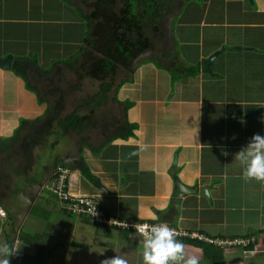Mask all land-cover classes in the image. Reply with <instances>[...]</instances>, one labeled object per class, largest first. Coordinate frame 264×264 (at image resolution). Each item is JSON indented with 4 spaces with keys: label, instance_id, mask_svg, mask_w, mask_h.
I'll return each instance as SVG.
<instances>
[{
    "label": "crops",
    "instance_id": "0c3cea01",
    "mask_svg": "<svg viewBox=\"0 0 264 264\" xmlns=\"http://www.w3.org/2000/svg\"><path fill=\"white\" fill-rule=\"evenodd\" d=\"M116 1L111 11H117ZM174 16L171 38L176 43L177 59L188 66L198 65L199 73L192 77L177 74L172 81L166 66L158 68L149 60L132 69L128 64L125 69L131 70V76L125 80L131 78V82L120 84L122 81L112 90L118 103L131 104L124 119L136 128L128 139L105 145L97 157H92L90 149L85 148L82 158L95 181L88 183L69 171L67 194L92 199L117 222L150 226L167 223L177 234L188 237L222 242L248 237L261 243L264 185L241 179L242 169L234 161V154L254 134L264 135V0H187L179 5ZM87 31L86 21L75 7L63 0H0V58L37 56L28 75L30 90L11 70L0 68V139L12 137L20 120L31 122L42 116L45 104H38L37 95L47 103L57 100L58 90L50 88L43 93L36 88L40 80L44 81L42 84L50 80L52 71L53 79L62 71L59 79L63 99L70 97V90L79 92L81 80L76 86L69 83L71 89L65 91L69 79L63 73L72 69L79 72L81 58L89 51ZM216 52L220 53L211 73H203L201 63ZM74 56L77 62L66 64ZM258 109L263 111L249 117ZM32 134L26 129L13 148L0 156L7 159ZM85 134L94 135L87 145H98L95 150L107 140L103 132L97 134L91 130ZM29 144L28 149L24 145L20 148L34 150ZM32 150L29 167L37 168L35 164L39 160ZM134 152L138 154L130 156ZM22 155L23 152L17 156L26 161ZM36 176L35 172L26 177L34 179L33 184H24L25 176H16L21 177L23 185H13L7 194L8 198L16 193V197L20 195L18 212H23L22 216H17L15 207H11L12 214L0 203V211L6 217L0 218V242L18 244L20 248L17 255L10 257V264L15 258L24 257L28 264L68 263L72 258L59 255L56 242L59 240L62 246L65 243V247L77 248L89 241L93 246V264H101L103 258L99 253L104 251L108 252L105 258L115 254L126 259L136 256L134 259L142 264L143 245L137 248L135 240L143 243V238L132 232L110 229L111 233L84 217L67 215L62 209L55 214L64 219L60 224L64 228L50 227L42 212L46 208L44 204L56 203L59 207L60 204L39 191L41 181ZM174 178L188 189L208 188V197L191 194L174 198ZM95 182L99 188L94 187ZM58 228L63 229L60 238L56 234L50 238L53 229L57 233ZM97 231L102 238H97ZM23 232L36 236L33 245L31 240L29 244L19 240ZM108 236L111 241L104 239ZM227 251L223 250L222 264H227L224 262ZM242 254L248 258L238 255L231 264L242 263H236L237 257L247 263L256 258L263 264L262 255ZM199 255L201 264H211L200 250ZM75 260L78 263V257Z\"/></svg>",
    "mask_w": 264,
    "mask_h": 264
},
{
    "label": "trees",
    "instance_id": "16d2710c",
    "mask_svg": "<svg viewBox=\"0 0 264 264\" xmlns=\"http://www.w3.org/2000/svg\"><path fill=\"white\" fill-rule=\"evenodd\" d=\"M63 1L75 7L80 17L86 21L88 30L86 38L89 44V51L84 55V59L81 58L79 73L81 72L83 76L97 84V93L84 97L76 103L77 105L75 104L70 113L66 115L60 114L55 120L54 117L52 118L50 104L37 95L38 104H45L42 116L34 121L31 120V122L28 120H20L12 137L5 140L0 139V153H8L26 129L31 130L32 135L35 136L39 134V132L36 133L38 131L37 129L44 128L41 139L43 140L45 138L51 141V147L57 145V140L61 137H72L71 139L80 138L82 141V136L86 132L91 130H95L97 134L103 132L107 136V140L97 150L87 145L93 141L94 135L87 136L83 143L80 141V149L76 151V156L71 160V163L68 165L69 169H67L68 171L79 174L86 182L93 183L95 180L89 173L82 158V149H90L89 151L92 157H97L105 145L113 140L128 139L132 136V132L136 128V126L128 124L124 119L125 113L131 107V104L127 102L118 103L114 96L112 103L121 108V116H108L106 114L105 117L96 119L93 113L99 111L107 104L108 95L112 88L111 84L114 83L117 70L125 69L128 64H132L144 52L151 50V45L156 39L155 37L157 35H163V23L167 20L170 22V32L172 34L176 10L181 3L187 0H118L117 11H111L115 0H93L92 8L88 14H84L81 8H79L80 6L74 5L71 0ZM171 46V66L167 68L171 80L173 81L177 74L184 77L197 76L200 70L199 66L182 64L177 59L175 50L176 43L173 40ZM95 49H100V52H96ZM222 50L224 52L226 49ZM158 56L161 59H166L169 53L166 50H162ZM148 60L154 62L153 64L156 67H160L154 58ZM76 62L77 56H74L70 60H67L66 64H75ZM34 64L35 59L26 57L12 59L10 70L15 76L25 81L26 89L28 90L31 89L28 75L29 71L34 67ZM130 82L131 78H127L120 84ZM115 90H117V87ZM50 122L53 123L51 124ZM39 139L40 137H35L34 142H30L33 148L36 146L34 143L38 142ZM56 166H59V164ZM23 179L24 184L35 183L34 179L32 181L26 177ZM262 234L264 235V231ZM34 238H36L34 234L23 232L20 234L19 240L28 244L31 240V245H33ZM245 239H248V237H245ZM180 240L190 247L202 251L211 264L223 263V249L198 240L188 238ZM253 246L250 245L246 249V252H252ZM12 264H28V259L25 257L15 258L12 260Z\"/></svg>",
    "mask_w": 264,
    "mask_h": 264
},
{
    "label": "rangeland",
    "instance_id": "374dc122",
    "mask_svg": "<svg viewBox=\"0 0 264 264\" xmlns=\"http://www.w3.org/2000/svg\"><path fill=\"white\" fill-rule=\"evenodd\" d=\"M71 1L77 2L76 4L80 5L81 9L86 13L90 11V9H91L90 6L93 4L92 3L93 0H86L87 3H82V2L80 3V0H71ZM116 2H117L116 6H118V3H119L118 0ZM170 30H171L170 29V22H169V20H167L165 23H163V32H162L163 35L162 36L157 35V37H155L156 39H155V41H153V44L151 45L152 46L151 50L145 52L137 60H135L132 64H130V69H132L136 64L142 63V61L144 62V60H148L151 58H154V60L160 66H166L167 68H169L171 66L170 58L172 57L170 55L171 50H172L171 49L172 39H171ZM162 50H166L167 53H169V56L166 59H161L158 56L159 52ZM34 59L36 60L37 56H35ZM48 60H50V57L47 56V62H48ZM149 62L154 63L152 61H149ZM52 73H55V72L54 71L51 72L50 77H49L50 80L47 81L48 83L46 82L45 84H39L38 86H36V88L39 91H42L43 93H44V90L50 89V88H54L55 90H58L60 92V95L58 96L57 100H54L53 102L49 103L51 106L50 110H51L52 118L54 117V120L56 119V117L60 116V114L66 115L67 113H70L72 111L73 107L75 106V104L78 102V100H77L78 98L89 96V95H94L97 93L98 86L96 83L92 82L91 79L83 76V74H81V72L79 73L77 69H72V71L70 73H67V72L65 74L63 73L64 77H67L69 79V81H67V85L64 86L65 91L67 92L68 90L71 89V86L68 85L69 83L70 84L72 83L71 85L76 86V84H78V81L81 80L82 82L80 81L81 85L79 87V92L70 90V97L68 95V96H65L63 99L62 98L63 94L61 93L62 82L59 79L60 75H62V71L57 72L58 76L55 75L54 79H53ZM128 76H131V70H128V69L117 70L116 77L114 79V85L112 86L113 88H111V90L114 89V87L117 84L124 81L125 78ZM31 83H33V82L31 81ZM113 95H114V92L112 90L110 92V94L108 95L107 104L105 106H103L99 111H97V112L95 111L93 113V115L95 116L96 119H101V118L105 117L106 114L108 116H110V115L119 116L121 114V108L116 107V105H114V103H112ZM50 123L52 124L53 122H50ZM38 127H39V125H38ZM43 129L44 128L37 129L38 131H36V133L39 132V134H36L37 136L31 135V137L27 138V140L25 142L21 141L20 145L17 146L13 151H11V154L9 157H7V159L0 156V203L4 204V209L6 208L8 212L11 211L10 213H12V214H13L14 210L11 207L12 206L15 207V209H16L15 213L17 214V216H18V214H20V216H22V213H23V212H21V213L18 212L19 211V205L18 204H20L18 202L19 201L18 198H20V195H17V197H16V194H18V193H16L12 197H10V196H9V198L7 197V194L10 192L11 188H13V185H14V187H22V185H23L21 177H16V176L27 177L28 175L34 174L36 172L37 176H39V180L41 181V183L38 185V187H40L39 191H42V193H45V194H47L48 197L52 198V196H51L52 192H51V188H50V184H49V178L56 171L57 168H59L60 170L69 169L68 165L71 163V160L74 159V156H76L75 155L76 151L78 149H80L79 145H80L81 139L80 138L71 139L72 137L71 138L70 137H61L60 139L57 140L58 144L54 145V147H51L50 146L51 141H49L45 138L43 140L41 139V135H43V133H44ZM87 136H88L87 134H83V136H82L83 139L81 141L82 143L84 142V139ZM35 137H38V138L40 137V139L38 142L34 143L36 145L35 146L36 148H33L34 150H32V149L31 150L33 151L35 156L37 155L39 161L37 162V164H35V165H37V168H35V167L31 168V167H29V165H30L29 163L31 162V164H32V155H31L32 152L30 153L31 150L30 151H27V150L23 151L22 150L23 148H20V146L24 145L28 149L30 147L29 142H34ZM97 146L98 145H93L92 147L95 149ZM21 150L23 152L22 156L24 157V159L26 161H24V160L21 161L20 157L17 156V155L22 153ZM82 152H86L85 148L82 149ZM54 164H56V165L59 164V166H56ZM15 177H16V179H15ZM5 180H6V182H4ZM14 181H16V182H14ZM6 198H8V199H6ZM56 199H55V202H58ZM36 201H38V203L40 202L39 200H36ZM36 206H37V204H36ZM44 206L46 208L42 212L44 214H46L47 220H48L47 223L49 224V226L52 227L53 225L54 226L59 225L60 227L64 228L63 225L62 226L60 225V224H62V222H65L64 219L59 218L58 215L55 214L56 212L60 213L61 208L59 207V205L56 203H54V204L49 203L48 205L44 204ZM33 207L35 208V206H33ZM23 211H24V209H23ZM32 215L33 214H31L29 216L32 217ZM66 218L68 219V217H66ZM5 220H4V223L6 222ZM12 223H14V220ZM8 225L9 224H6V226H8ZM98 229H100V228H98ZM62 231H63V229L58 228L57 233H56L55 230L53 229L54 233H51V235L49 237L51 238L56 234L60 238V233ZM111 231L112 230H110V232ZM99 235H100V237H99ZM97 238L98 239L102 238L101 232L99 233V231H97ZM104 239L111 241L112 238L108 236L107 238H104ZM56 242H58V248L60 249L59 255H61L63 253L66 255V256L64 255L65 257L72 258V259H69L68 260L69 262L65 263V264H93L92 260L94 259V257H91V255L93 254L92 253L93 246H91L89 244V241L86 242L85 245L82 244L83 246L81 245V247H79V248H77L75 246L65 247V243H64V246H62L63 243L61 240L56 241ZM133 242H134V240H133ZM50 244L52 245L53 241ZM135 245L137 248H140V246L143 245V243L140 242L138 239H136ZM215 247L228 250L227 254L225 253V258H224V262L226 261L227 264H231L233 262V259L238 255H241V257H243L245 259L248 258L247 256H244L242 254V253H244L243 251H245L242 248L232 247V248L227 249L226 247L222 248V247H218L217 245H215ZM68 251L70 253H68ZM81 251H84L88 256H86V254L84 255ZM106 254H108V252L104 251L102 253H99V256H101L103 259H105L104 256ZM255 254H260V255H255ZM255 254H254V256H259V257L261 255L264 256L263 255L264 253L262 254L261 251H259L258 253H255ZM79 255L82 256L80 261H79V258H80ZM75 257H78V263L76 262L77 259L75 260ZM135 257L136 256H134L132 259H127L129 261V264H139L140 261L137 262V260L134 259ZM252 260H254V261H252ZM252 260L247 263V261H244V259L242 260V258L237 257L235 261H236V263L242 262L241 264H246V263L247 264H262V262L259 259L256 260V258H255Z\"/></svg>",
    "mask_w": 264,
    "mask_h": 264
},
{
    "label": "clouds",
    "instance_id": "9594fccd",
    "mask_svg": "<svg viewBox=\"0 0 264 264\" xmlns=\"http://www.w3.org/2000/svg\"><path fill=\"white\" fill-rule=\"evenodd\" d=\"M137 154L138 153L134 152L131 153L130 156H134ZM224 155L227 156L228 153L225 152ZM234 161L237 162L242 169L241 179H243L245 182L254 180L264 185V135L254 134L250 138L247 145L242 147L238 152L234 154ZM51 177L49 178V180L51 179ZM65 192L67 193L66 183H65ZM51 196L54 197L53 195ZM54 198L56 199V197ZM70 198L81 199V198H73V197ZM86 199H90V198H86ZM56 200L58 201V199ZM90 200L94 204H96L92 199ZM58 203L60 204V208L67 215L84 217L89 222L95 225L105 227L92 222L90 218L84 215L72 214L71 212H67V210L65 209L66 205L61 203L60 201H58ZM96 206L98 207L97 204ZM101 211L104 213V215L107 218H110L105 214L103 210ZM4 217H5L4 213L0 211V218L2 219ZM133 227L137 231H139V233L144 237L143 250H142V264H201V256L199 255V250L196 249L190 251L189 250L190 246L184 243L182 240L178 239L176 230L169 227L167 223H159L151 226L146 224L145 225L135 224L133 225ZM105 228L119 230L110 227H105ZM125 232H132V231L125 230ZM191 240H198L200 242H204L203 239L200 240L198 238H194ZM211 241H217V240H211ZM19 251L20 248L18 247V244L10 246L7 242H0V257H3L2 259H0V264H10V257L17 255ZM101 264H129V261L125 258L124 255L115 254L112 257L103 259L101 261Z\"/></svg>",
    "mask_w": 264,
    "mask_h": 264
},
{
    "label": "built area",
    "instance_id": "2783aa9c",
    "mask_svg": "<svg viewBox=\"0 0 264 264\" xmlns=\"http://www.w3.org/2000/svg\"><path fill=\"white\" fill-rule=\"evenodd\" d=\"M55 176V177H53ZM68 171L60 170L59 168L52 174L51 179L49 180L50 188L52 195L58 199L61 203L65 204V209L67 212H71L72 214L84 215L91 219L92 222L110 228H115L123 231H132L136 236L144 238L139 231H137L133 225V223H124L117 222L111 218H107L104 213L94 204L90 199L81 198V199H72L65 192V183L67 180ZM145 225V224H140ZM148 225V224H146ZM150 226V225H149ZM180 237H188L187 235L177 234ZM192 238L193 236H189ZM202 239L200 237H193ZM204 242L210 245H217L218 247L223 248H232L239 247L242 248L245 254H255L261 251L264 253V241L261 243L256 242L254 239H241L233 242H222V241H211L208 239H203ZM253 246L252 252H246V249L250 246ZM238 248V249H239ZM264 255V254H263Z\"/></svg>",
    "mask_w": 264,
    "mask_h": 264
},
{
    "label": "water",
    "instance_id": "95a60500",
    "mask_svg": "<svg viewBox=\"0 0 264 264\" xmlns=\"http://www.w3.org/2000/svg\"><path fill=\"white\" fill-rule=\"evenodd\" d=\"M219 53L220 52L213 53L211 56H209L207 59H205L201 63V71L203 73H211V66L214 60L218 57ZM11 64H12V57L9 56L3 59L0 58V68L1 69L10 70ZM262 111H263L262 109H258L257 111L249 115V117L258 115ZM174 182H175V191L173 193L174 198H182L185 195H191V194H199L200 196L208 197V191H209L208 188H202L201 190L197 191L195 189L192 190V189L185 188L175 178H174ZM94 187L99 188L97 182L94 183Z\"/></svg>",
    "mask_w": 264,
    "mask_h": 264
},
{
    "label": "flooded vegetation",
    "instance_id": "af4514ba",
    "mask_svg": "<svg viewBox=\"0 0 264 264\" xmlns=\"http://www.w3.org/2000/svg\"><path fill=\"white\" fill-rule=\"evenodd\" d=\"M40 82H41L40 84L44 83V81H42V80H40Z\"/></svg>",
    "mask_w": 264,
    "mask_h": 264
}]
</instances>
